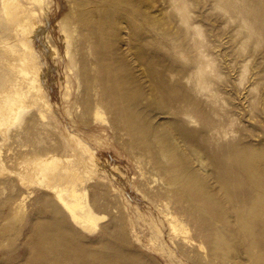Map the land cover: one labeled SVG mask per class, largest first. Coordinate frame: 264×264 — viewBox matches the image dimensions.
Returning <instances> with one entry per match:
<instances>
[{
  "label": "rangeland",
  "instance_id": "rangeland-1",
  "mask_svg": "<svg viewBox=\"0 0 264 264\" xmlns=\"http://www.w3.org/2000/svg\"><path fill=\"white\" fill-rule=\"evenodd\" d=\"M40 7L44 101L0 134V264H264V0ZM14 25L0 4V95ZM49 157L85 222L23 174Z\"/></svg>",
  "mask_w": 264,
  "mask_h": 264
},
{
  "label": "bare ground",
  "instance_id": "bare-ground-1",
  "mask_svg": "<svg viewBox=\"0 0 264 264\" xmlns=\"http://www.w3.org/2000/svg\"><path fill=\"white\" fill-rule=\"evenodd\" d=\"M41 1L28 0L30 7H24L17 0H0L6 19L15 24V32L18 36L21 52L10 50V54L14 59L17 72L22 78L21 82L10 85L8 90L0 95V134L4 137L6 136L7 127L18 120L20 113L37 103V100L31 97L32 94L36 95L40 102L44 101L43 93L45 90L42 83L49 69L48 67L43 69L37 63L36 53L34 54L32 44H30L37 38L40 43L44 41V25L37 18L38 13L33 8L34 6L40 7ZM43 11L44 9L40 7V13H43ZM26 12L32 18L28 19V17L23 16ZM52 50L46 48V54L52 56L54 54ZM20 85L24 86L20 87ZM86 151L88 152V150ZM89 160L90 163L85 164L87 168L95 162L92 156ZM69 165L68 159L62 161L56 157L36 158L25 163L23 174L31 183L53 189L57 202L73 217H78L85 222L86 218L81 216V211L85 207L81 190L82 177H80L81 174L77 170Z\"/></svg>",
  "mask_w": 264,
  "mask_h": 264
}]
</instances>
